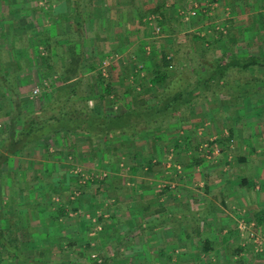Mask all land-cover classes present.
<instances>
[{
	"label": "crops",
	"instance_id": "crops-1",
	"mask_svg": "<svg viewBox=\"0 0 264 264\" xmlns=\"http://www.w3.org/2000/svg\"><path fill=\"white\" fill-rule=\"evenodd\" d=\"M93 1L95 4L92 16L83 25L85 37L96 36L100 41L96 43L100 54H104L103 46L105 49L115 48L114 52L118 56L121 55L119 45L122 46L123 43H111L112 40L109 42L106 39L108 30L115 33L126 32L131 42L135 35L130 32L139 29L136 17L157 13L154 14L157 22L167 18L171 23L170 28L175 29L177 19L195 21L194 16L184 19V10H193V4L198 5L197 3L209 10L213 3L212 0ZM258 2L259 0H219L214 10H231L229 14L232 16L236 14L233 10L248 9V4L252 10H259ZM70 4L72 0H69L67 14L73 10ZM4 11L8 13V10ZM62 15L67 17L66 13ZM54 17L62 16L61 13H55ZM31 22L38 24L37 20ZM46 24L50 25V21H46ZM129 41L126 43L132 48ZM220 103L206 107V111H211L210 116L191 119L190 123L182 126L181 131H166L161 128L155 135L158 130H147V148L142 145L133 151V162L126 174L113 171L111 175L109 172L112 183L104 189L99 187L100 192H92L89 201L93 198L100 201L98 196H104L105 192L108 201L106 205H110L107 207L99 202L100 206L89 212H98L100 222L108 226L104 230L106 228L109 233H103L99 238L102 254L108 264H239L240 261L242 264H259V260H264V251H257L259 237L264 241V220L261 224H256L255 219L259 210L264 209V103L258 102L260 112L259 115L256 112L253 117L248 115L250 110H256L251 101L235 106L225 102L226 105L222 107ZM252 122L254 124L251 126ZM252 127L255 133L250 135ZM47 148L50 149L49 146ZM67 149L69 148L62 150L56 147L50 153L48 150L44 152L41 147H35L31 154L13 156L9 163L1 167L5 171L0 183L3 202L8 203L11 190L14 189L19 204H25L23 194L26 185L36 190L40 184L37 182L38 178L42 174L46 175L44 169L38 174L25 172L27 184H23L19 176L20 169L16 167L19 179L15 180L14 186L11 185L14 179L12 162L15 158L24 160L29 156L31 159L32 155L37 162L46 161V165L50 166L47 177L52 185L54 179L63 178V192L68 187L67 191L70 192L71 179L65 181L58 174L62 164L59 158L62 157L61 153L66 155ZM102 158V155L99 157L97 154L93 166L101 163ZM25 162L29 163L31 160L27 159ZM92 169L90 172L93 173V178L90 183L100 181L97 179L99 170ZM124 176L129 177L128 182L124 183ZM58 181L61 182V179ZM63 201L69 202H63L66 215L77 210V201ZM36 204L40 205L32 202V205ZM73 207L75 208L72 209ZM102 214L103 217L109 214L111 219L102 218ZM37 215H40V211ZM36 220L37 225H40L41 218ZM242 221L245 222V229L250 230H246L247 236L248 232L252 235L248 237L250 242L241 241L242 234L246 236L245 231H240L239 223ZM69 232L72 234V229ZM47 236L48 232L44 237Z\"/></svg>",
	"mask_w": 264,
	"mask_h": 264
},
{
	"label": "rangeland",
	"instance_id": "rangeland-1",
	"mask_svg": "<svg viewBox=\"0 0 264 264\" xmlns=\"http://www.w3.org/2000/svg\"><path fill=\"white\" fill-rule=\"evenodd\" d=\"M218 1L219 0H212L213 3L211 4V8L213 9L210 8L209 10H205L204 7H201L200 3H197L198 5L193 4V10L188 12L184 10L183 17L187 19L190 16H194L195 21L187 22L177 19V26L175 29L170 28L171 23H169L167 18L161 20V22H157L155 16L157 13L151 12L136 17L140 31L137 28L138 30L130 32V34L133 33V35H135V39L131 42L126 32L120 31L119 33H115V31L108 30L106 39L109 40V42L112 40L111 43H123V45L121 46L120 44L118 48L121 55L118 53L120 55L118 56L117 53L114 52L115 48L109 47L105 49L106 47L104 48L101 46L103 48L102 52L104 53L101 57L99 52L97 53L99 54L97 57L92 58L90 56L91 61L87 56L83 69L84 80L82 82L83 87L80 92V98L87 100L88 104L96 108V110L99 109L106 113L123 112L127 105L137 106L141 99L148 104L155 103V96L162 91L166 85L165 83L157 85L150 84V70L152 68V62L158 65L163 63L162 58L164 54L166 56V62H168L166 70H168L170 76H176L184 72V75H189V78H192V73L197 67V62L201 57L206 59L218 57L229 59L231 55H264V0H259V10H252L251 6L248 4V9L233 10L236 14H232V16L229 14L231 10H214L217 8L215 5ZM13 4H15V6ZM93 4H95L94 1L90 0L88 5L90 8H93ZM70 6H72V4H70ZM68 7L69 0H0L1 11L24 10L22 13H28L25 14V17H17V21L14 24L16 28L13 29L16 32L23 31L25 23L36 21L38 18H41L42 23L46 24V21H50L55 13H66V15H68L67 12L69 10H66ZM89 7L88 9H90ZM210 11L213 12L210 15H206V13ZM46 13L48 14L47 16L45 15ZM5 14L9 17V12L6 13L4 11L6 21H9ZM162 18H164V16ZM91 22L95 25L94 20ZM90 37L88 35L86 37L90 45L95 46L96 43H100V41H96L95 36L91 37L92 39ZM126 41H129L133 47H129ZM7 44L8 43H5L4 46H7ZM92 62L97 65L95 71H90L87 68L89 63ZM201 67L203 68L202 65ZM98 73L105 80L110 82L112 86L110 94L105 96L103 100L97 98V95L101 91L96 83V74ZM231 74L232 78L239 76V74L233 72V69L230 71V75ZM244 76L246 79H252L254 83H258L259 77L264 78V66L251 67L246 71ZM31 78L28 84L20 87V93L27 105L30 103L33 105L39 104L41 95L50 92L61 84L57 74H52L49 77L43 76L41 80H39V78H34L33 75H31ZM238 78H240V76ZM69 85L71 86L72 83ZM231 92L230 94L226 92V90H220L216 93L212 91L210 93L209 91L203 93L200 95V98L196 100L195 104L189 108L190 114L188 113L189 120L187 123L183 124L175 121V124H170L169 126H156L153 128L158 130L155 135L158 134L161 128L166 131H181L182 126L190 123L191 119L210 116L211 111H206V107L219 102H221L220 104L222 107L225 106L226 103L235 106L241 102L251 101L255 104L256 110H250L248 115L253 117L256 112L259 115L260 110H258V102L264 103V95L260 96L261 94L259 95L257 92L258 94L254 93L245 97L236 98L232 96L234 91ZM2 99L6 100L7 97H2ZM0 101L2 100L0 99ZM198 108L201 110H198ZM177 118H180V116L173 117L170 122ZM5 123L6 116L0 114V129ZM253 124L254 122L251 123V126ZM252 128L253 130H249L251 133L250 135L255 133L254 127ZM244 130L246 131V128ZM256 131L258 132L257 127ZM145 134L146 131L136 136L124 135L114 138L106 149V155L104 154L101 163L97 166H93L97 154H94V151H90V147L92 146L84 141V135H71L69 138L62 136L58 141L49 138L46 144L50 147V149H47L50 153H52L56 147L62 148V150L69 148L66 151V155L61 153L62 157L59 158V162H62V164L60 169H58V174L61 175V177L63 176L65 181L71 179L72 182L70 187H73L70 188V192L67 191L69 187L63 192L64 190L61 187L63 178H58L61 179V182H59L58 179H54L52 181L53 185L51 184V188L53 186L51 198L54 200L55 205L62 202L61 197L63 200H72L71 202L77 201V210L71 211L66 216H60V219H55L56 217L52 218L51 215H48V212L43 214L42 211L37 217L36 214H34V216L28 215L27 213H23L22 210H20V212L18 211L19 213L15 214L14 212V214H12L11 210L14 208L15 204H5L3 198L0 197V227L2 228L4 226L6 236L15 235L18 242L20 241L19 245L24 254L28 256H39L42 254L43 260L50 261L54 264H61L62 261L65 262V264H92V262H100L103 260L105 255L102 254V243L99 238L103 236V233L105 235L109 233V231H106V228L104 230V227L108 228V226L104 224V222H100L101 220H99L97 216V214H99L98 212L95 211V215L89 212L96 210V208L100 206L99 202H102V204L107 207H110V205H106L108 201L106 200L107 195L105 192L104 196H102L103 194L100 197L98 196L100 201H97L95 198H93L92 201L89 200L91 199L92 192L95 193V190L100 192L99 187H103L104 189L112 183L113 179L109 172H111V175L113 171H121L120 173L126 174L125 172L128 171V167H130V164L133 162V160H131L133 151H136L142 145L147 148L148 136ZM257 135L259 136V134ZM156 143H158V141H156ZM103 148H105V146ZM94 149H97V147L94 146ZM44 150L45 149H43V151ZM117 158H119L118 162ZM27 159L31 160V162L26 163L25 160ZM37 161L38 160H34L33 155L31 159L29 156L24 160L15 158V161L12 162V166H14L12 170L14 172L16 167H18L20 170L26 169V172L31 171L33 174H38L39 171L44 168L48 175L47 172L50 170V166L46 165V161L44 163L43 161ZM44 164L46 166H44ZM27 167H29V170ZM92 168H97V170H99L97 179L100 181L90 183L91 178H93V173H91L93 170ZM67 172L69 173L68 175L66 174ZM4 173V169H2V172L0 170V183L1 177L3 181ZM50 176L54 177L53 175ZM124 177V183L128 182L129 177ZM14 179L17 181L19 176L16 175ZM14 179H12L11 182L12 186L16 184ZM37 182L43 185L46 184L42 175L38 178ZM65 203L69 204L67 201H65ZM103 214L102 218H108L107 220L111 219L109 214L107 217H103ZM69 217H72V219ZM37 218H41V221L39 220L40 225H37ZM109 222L111 223V221ZM242 223L244 228H240V231H245L246 236L244 237L242 234L241 241L250 242L248 241V237H252V235L248 232L247 236L245 222ZM71 229L73 232L72 234L69 232ZM38 230L40 233H38ZM47 232L48 236L44 237ZM39 236L41 237L39 238ZM263 248L264 241L259 237V249L257 251L261 253L264 251ZM0 264L23 263L16 259H2ZM259 264H264V260H259Z\"/></svg>",
	"mask_w": 264,
	"mask_h": 264
},
{
	"label": "trees",
	"instance_id": "trees-1",
	"mask_svg": "<svg viewBox=\"0 0 264 264\" xmlns=\"http://www.w3.org/2000/svg\"><path fill=\"white\" fill-rule=\"evenodd\" d=\"M89 2L90 0H72L73 10L67 17L62 14V17H52L50 25L42 23L41 18H38L39 25L25 23L23 31L20 32L13 30L16 28V19L25 17L28 13H22L24 10H8L10 18L5 14L9 20L6 21L4 11L0 10V114L6 116V123L0 129V170L13 156L31 154L35 147H41L47 152L46 143L49 138L58 141L62 136L69 138L77 134L85 136L84 141L92 146L90 151L104 157L114 138L136 136L156 126L175 124V121L187 123L189 108L207 91L216 93L226 90L230 94L234 91L232 96L236 98L254 93L264 95V78L259 77V82L254 83L252 79L248 80L244 76L251 67L264 66V55H231L229 59L201 57L192 78H189L184 72L170 76L166 70L168 62L164 54L163 63L158 65L152 62L150 70V84L166 85L155 96V103L148 104L141 99L137 106L127 105L120 113L96 110L87 100L80 98L87 56L91 61L90 56L94 58L100 54L98 45H90L83 30V25L92 16L89 10H94L89 7ZM5 43H8L7 46H4ZM87 68L95 71L97 65L92 62ZM231 69L240 78H232ZM52 74L58 75L61 84L41 95L39 104H25L20 87L29 83L31 75L41 80L43 76L49 77ZM96 77L97 86L101 90L97 98L103 100L110 94L112 86L99 73ZM2 97L7 99L3 100ZM178 115L180 118L170 122ZM26 171L22 169L19 172L23 184H27ZM15 176L16 170L13 178ZM47 176L43 175L46 184L40 183L36 190L26 185L23 205L17 201V192L15 194L14 189L11 190L8 204H15L12 214L22 210L23 213L33 216L39 211L43 214L48 212V215L56 219L66 215L62 197V202L58 205L51 198L53 187L51 188ZM32 200L40 205H32ZM255 219L256 224L263 222L264 209L259 210ZM19 244L20 241L18 242L15 235L6 236L4 226L0 227V263L2 259H16L23 264H54L43 260L42 254H24ZM61 264L65 262L62 261ZM92 264H108V260L103 259ZM239 264H242L241 261Z\"/></svg>",
	"mask_w": 264,
	"mask_h": 264
},
{
	"label": "built area",
	"instance_id": "built-area-1",
	"mask_svg": "<svg viewBox=\"0 0 264 264\" xmlns=\"http://www.w3.org/2000/svg\"><path fill=\"white\" fill-rule=\"evenodd\" d=\"M242 222H243V221H242ZM242 222L239 223V227H240V228H244V225H243Z\"/></svg>",
	"mask_w": 264,
	"mask_h": 264
}]
</instances>
